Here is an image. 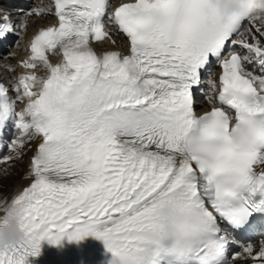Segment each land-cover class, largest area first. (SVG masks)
Returning a JSON list of instances; mask_svg holds the SVG:
<instances>
[{"label":"snow or ice","instance_id":"obj_1","mask_svg":"<svg viewBox=\"0 0 264 264\" xmlns=\"http://www.w3.org/2000/svg\"><path fill=\"white\" fill-rule=\"evenodd\" d=\"M29 15L55 22L0 82V162L35 141L29 182L0 197V230L15 216L22 236L0 264L87 237L108 264H264V239L237 235L264 219V0H51ZM12 30L5 13L0 40ZM113 34L126 51L97 52Z\"/></svg>","mask_w":264,"mask_h":264},{"label":"bare ground","instance_id":"obj_2","mask_svg":"<svg viewBox=\"0 0 264 264\" xmlns=\"http://www.w3.org/2000/svg\"><path fill=\"white\" fill-rule=\"evenodd\" d=\"M262 43H264V38H262ZM23 47L24 44L21 40L18 47L13 48V50L7 52L6 55L0 59V76L5 77L7 81L17 75L19 70L17 58ZM9 68L13 69V71H8ZM203 88L208 90V92L210 90L207 84H204ZM34 146L35 141L28 142L24 151H21L20 159L12 160L7 163L0 162V180H2L3 183V192L0 193V197L7 195V198L10 199L11 194L15 193L19 189H22V187L29 182L24 179L23 176L30 162ZM6 155H9V152H7ZM0 215H3V213L0 212Z\"/></svg>","mask_w":264,"mask_h":264},{"label":"clouds","instance_id":"obj_3","mask_svg":"<svg viewBox=\"0 0 264 264\" xmlns=\"http://www.w3.org/2000/svg\"><path fill=\"white\" fill-rule=\"evenodd\" d=\"M10 205L0 208V212L6 214ZM18 214V209H17ZM22 239L20 232L16 227V217L14 216L6 229L0 230V249L10 247Z\"/></svg>","mask_w":264,"mask_h":264},{"label":"rangeland","instance_id":"obj_4","mask_svg":"<svg viewBox=\"0 0 264 264\" xmlns=\"http://www.w3.org/2000/svg\"><path fill=\"white\" fill-rule=\"evenodd\" d=\"M15 45H16V43H15ZM15 45H14V46H15ZM23 151H24V150H22V152H23Z\"/></svg>","mask_w":264,"mask_h":264}]
</instances>
